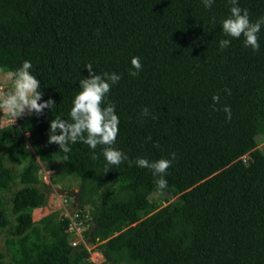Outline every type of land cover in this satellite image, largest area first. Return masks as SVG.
Wrapping results in <instances>:
<instances>
[{"label":"trees","instance_id":"1","mask_svg":"<svg viewBox=\"0 0 264 264\" xmlns=\"http://www.w3.org/2000/svg\"><path fill=\"white\" fill-rule=\"evenodd\" d=\"M239 6L250 20L264 15V0ZM227 14L226 0L207 10L200 0H0V71L29 60L41 99L55 104L7 124L0 110V234L12 259L0 251V264H96L95 244L104 264H264V26L255 52L242 37L221 50ZM87 63L121 74L108 93L119 117L113 146L130 160L176 153L166 189L134 163L106 168L101 145L77 141L65 154L47 143L50 120H70ZM38 160L52 185L82 188L81 238L60 210L33 220L46 201ZM16 184L10 223L4 193Z\"/></svg>","mask_w":264,"mask_h":264},{"label":"clouds","instance_id":"2","mask_svg":"<svg viewBox=\"0 0 264 264\" xmlns=\"http://www.w3.org/2000/svg\"><path fill=\"white\" fill-rule=\"evenodd\" d=\"M200 3L207 10L212 7L214 0H200ZM226 3L228 14L218 21L224 37L218 40V48L223 50L230 45L231 38L242 37L243 46L255 52L260 47L258 33L264 26V15L253 21L249 18L248 10L239 6V0H226ZM130 65L129 75L134 77L141 69L140 57L132 56ZM31 68V62L25 59L18 67L9 70L6 74L12 82L13 90L10 94L7 90L0 94V110L6 111L12 117H18L25 111L29 114L33 112L39 114L45 108L51 110L55 105L51 97L46 100L41 99L43 93L40 90V80L30 71ZM84 68L87 69L88 75L78 82L79 90L73 96L68 111L70 120L59 116L51 119L47 143L58 145L65 154L71 151L70 145L77 141L93 150L101 145L100 151L106 162V168L108 165H119L121 162H127L129 165L134 163L137 167L146 168L151 172L157 190L166 189L168 184L165 178L166 170L175 161L176 153L173 151L168 157L157 159L137 156L134 160H130L126 153L114 147L119 117L115 111V104L108 99V93L110 88L121 79V74L107 71L96 73L91 63L85 64ZM211 99L215 107L220 96L213 94ZM222 110L226 119H230V106L225 104ZM140 114L147 116L148 108H141ZM147 139L150 140L151 137ZM154 146L158 147V144L154 142ZM93 155L95 156V152ZM64 158L67 159V156L65 155ZM66 198L69 200L68 197Z\"/></svg>","mask_w":264,"mask_h":264},{"label":"rangeland","instance_id":"3","mask_svg":"<svg viewBox=\"0 0 264 264\" xmlns=\"http://www.w3.org/2000/svg\"><path fill=\"white\" fill-rule=\"evenodd\" d=\"M7 72H3L0 71V94H2L5 90H7V92L10 94L13 90V86H12V82L11 80L7 77ZM29 113L27 111H25L24 113H22L20 116L18 117H12L11 115H9L6 111L2 110L1 113V119H2V123L3 124H7L8 122H17L18 119L22 118L25 115H28ZM28 137V135H27ZM260 148H264V143L260 144ZM38 164L41 166V170H40V174L43 178V185H39V187L41 188L42 191L45 192L46 194V201L45 204L34 211L33 213V220L34 221H39L41 218H43L44 216L54 212V211H62V209H66L68 206V203H66L64 201V198L61 197L58 193H57V189H60L62 186H64V189H68L71 190L68 187L67 183H58L56 185H52L51 184V175L53 174V171H49V170H45V166L44 163L40 162L38 160ZM13 170L15 175H18L19 171H20V167L18 166H10ZM22 185L21 184H16L13 186V190H10L6 193H4V197H6V211L7 214L9 215L10 218V223H13L14 220V215L12 214V206H11V200H12V196L14 194V192L16 190H18L19 188H21ZM76 191H78V189H76ZM74 201L73 198H71V201L69 202V206L70 203ZM161 207L165 210H169L170 207V203H162ZM76 211V210H75ZM75 211H71L70 213H73ZM11 225V224H10ZM8 236V232H2L0 234V251L3 252L5 254V260L8 262H11V254L9 253V251L6 250V237ZM97 244L95 245H91L90 250L94 249L93 252L91 253L90 257L91 260L93 262H95L96 264H104L105 263V258L104 256L100 253V251H98L96 249Z\"/></svg>","mask_w":264,"mask_h":264},{"label":"built area","instance_id":"4","mask_svg":"<svg viewBox=\"0 0 264 264\" xmlns=\"http://www.w3.org/2000/svg\"><path fill=\"white\" fill-rule=\"evenodd\" d=\"M64 201L68 203V206L66 209H62V213L65 217H67L70 220V227L71 230L76 234L78 237L81 238V234L83 233L85 227L87 226V220L88 216H85V219H82L80 216V213L73 212L70 213V206H69V200L66 197H63ZM79 240L75 241L73 245H76Z\"/></svg>","mask_w":264,"mask_h":264},{"label":"water","instance_id":"5","mask_svg":"<svg viewBox=\"0 0 264 264\" xmlns=\"http://www.w3.org/2000/svg\"><path fill=\"white\" fill-rule=\"evenodd\" d=\"M81 192H82V188H80V189H78V191H76L74 186L72 187L71 190L57 189V193L60 196H66V197H72L73 198L74 203H73V209L71 211H75V210L79 209V207L81 205V201H80Z\"/></svg>","mask_w":264,"mask_h":264},{"label":"flooded vegetation","instance_id":"6","mask_svg":"<svg viewBox=\"0 0 264 264\" xmlns=\"http://www.w3.org/2000/svg\"><path fill=\"white\" fill-rule=\"evenodd\" d=\"M68 198H69V202H70L72 197H68ZM73 203H74V201H72V202L70 203V205H72V207H70V210L73 209Z\"/></svg>","mask_w":264,"mask_h":264},{"label":"crops","instance_id":"7","mask_svg":"<svg viewBox=\"0 0 264 264\" xmlns=\"http://www.w3.org/2000/svg\"><path fill=\"white\" fill-rule=\"evenodd\" d=\"M74 186V185H73ZM75 187V186H74ZM72 189V188H71ZM75 190H76V188H75ZM70 207H72V205L70 206Z\"/></svg>","mask_w":264,"mask_h":264}]
</instances>
